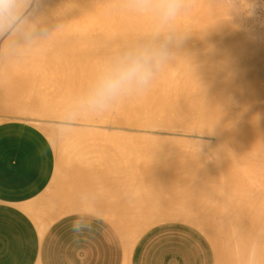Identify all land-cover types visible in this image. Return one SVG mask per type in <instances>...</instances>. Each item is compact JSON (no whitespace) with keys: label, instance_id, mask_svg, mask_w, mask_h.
Wrapping results in <instances>:
<instances>
[{"label":"bare ground","instance_id":"6f19581e","mask_svg":"<svg viewBox=\"0 0 264 264\" xmlns=\"http://www.w3.org/2000/svg\"><path fill=\"white\" fill-rule=\"evenodd\" d=\"M236 2L185 0L177 19L166 23L158 0L147 5L148 14L139 11L144 6L140 0H44L38 21L44 34L11 49L0 42V86L5 87L0 107L30 114L34 122L42 117L64 120L45 121L58 165L56 196L41 228L64 213L87 209L92 195L103 199L105 191L116 206H108L109 211L103 206L100 213L128 245L153 223L180 220L213 241L225 237L228 250L222 256L228 258L219 264H264V43L252 33L257 23L244 34ZM169 34L184 39L168 46L169 57L153 63L145 93L133 87L104 109L91 103L99 79L110 68L144 47L161 49ZM157 130L170 135H163L167 138L162 142L156 140L162 135L153 139ZM193 131L200 133L198 138L207 132L221 151L234 150L219 153L209 142L204 147L201 138L191 145L211 146L213 157L207 150L206 155L203 149L195 151L183 140ZM137 135L146 144L134 146L142 139ZM180 135L193 150L175 146ZM164 141L173 142L165 149ZM111 176L113 190L96 182L111 181ZM78 181L85 193L77 203L70 199ZM123 196L125 203L119 199Z\"/></svg>","mask_w":264,"mask_h":264},{"label":"crops","instance_id":"0c3cea01","mask_svg":"<svg viewBox=\"0 0 264 264\" xmlns=\"http://www.w3.org/2000/svg\"><path fill=\"white\" fill-rule=\"evenodd\" d=\"M55 170L53 145L38 126L22 120L0 123V264H216L209 239L183 221L154 224L128 245L114 223L102 216L92 220L91 232L84 229L76 237L71 229L75 219L88 223L92 216L102 215L103 206H116L108 191L109 197L105 191L103 197L113 202L92 195L87 209L64 213L41 228L39 222L56 196L55 183L52 192L45 193L55 182ZM110 179L94 180L113 190ZM81 187L78 181L70 201H83ZM119 199L127 202L124 196Z\"/></svg>","mask_w":264,"mask_h":264},{"label":"clouds","instance_id":"9594fccd","mask_svg":"<svg viewBox=\"0 0 264 264\" xmlns=\"http://www.w3.org/2000/svg\"><path fill=\"white\" fill-rule=\"evenodd\" d=\"M140 2L144 6L139 11L143 14L150 13L151 9L147 5L151 0ZM158 3L159 14L166 23L175 21L185 7V0H158ZM43 8L44 0H0V42L11 49L21 43L32 41L38 34H44L45 29L38 22ZM183 39L184 36L169 34L161 49L144 47L139 52L129 55L125 62L110 68L99 79L91 103L104 109L108 101L133 87L141 94L145 93L153 80V63L169 57L168 46L178 45ZM93 219L100 220L102 215L92 216L88 223H84L81 218L75 219L71 224L75 236L82 235L84 229L91 232Z\"/></svg>","mask_w":264,"mask_h":264},{"label":"rangeland","instance_id":"374dc122","mask_svg":"<svg viewBox=\"0 0 264 264\" xmlns=\"http://www.w3.org/2000/svg\"><path fill=\"white\" fill-rule=\"evenodd\" d=\"M236 1H237L236 3H238V5H239L240 11H241V17H240V20L242 21V22L240 21V22H241V27L244 26V27L246 28V27L248 26L247 28H248L249 31H250L251 28L255 27V25H256V23H257V25H256L255 28H258V29L260 30V33L258 34V31H259L258 29H256V31L258 30L257 33H256V31H255V32H252V33H253V35L257 34V36H255L256 39L259 38V35H261L262 37L260 36V39H257V41H258L259 44H260L261 41H262L261 43H264V41H263V40H264V29H263V28H264V27H263V26H264V0H236ZM228 15H229V14H228ZM229 16H230L229 19L231 20V18H232V20H233V17H234V16H233L232 14L229 15ZM232 16H233V17H232ZM239 16H240V15H239ZM224 17H228V16L225 15ZM242 17H243V18H242ZM253 17H254V18H253ZM244 18H245V19H244ZM246 18H247L249 21H246V22H245L244 20H247ZM256 18H257V19H256ZM225 19H226V18H225ZM242 19H244V20H242ZM250 20H252L254 24H252V21H250ZM248 22H249V23H248ZM244 23H246V24H244ZM250 25H254V26L251 27ZM262 25H263V26H262ZM244 27H243V28H244ZM250 27H251V28H250ZM247 28L244 29V30L242 29L243 32L245 31L244 34L249 33V32L247 31V30H248ZM240 29H241V28H240ZM253 29H254V28H253ZM262 29H263V30H262ZM232 30H233V29H232ZM232 30H229V31H232ZM254 30H255V29H254ZM254 30H252V31H254ZM261 31L263 32V34H261ZM250 33H251V31H250ZM254 33H255V34H254ZM245 36H246V35H245ZM253 37H254V36H253ZM255 37H254V38H255ZM261 38H262L263 40H262ZM4 89H5V87L0 86V91H1V92H2ZM2 96H4V94H3ZM32 103H33V102L30 101L29 105H33ZM3 111L5 112V114H4ZM0 112H2V113H0V123H2V122H7V121H11V120H22V121H27V122H30V123H32V124L38 126V127H39V128H40V129H41V130H42V131H43V132L49 137V139H50V141H51V143H52V145H53V148H54V151H55V156H56V169H57V165H58L57 151H56L55 143H54L53 139L51 138V136L49 135V129L46 127L47 125L45 124V123H46L45 121H47L48 119H49V120L52 119V120H54V121H57V123H58V122H62V121H64V120H62V118H59V119H61V120H59L58 117H52V118H47V119H45V118L42 117L41 119H42V120L45 119L44 121L40 120L39 122H34L33 119H29V118H30L29 116H31L30 114H24V115H22V114H19V113L12 112V111H10L9 109H5V108H3V107H0ZM6 113H7V114H12V115L9 116V115H7ZM17 114H18L19 116H18ZM27 115H28V116H27ZM14 116H15V117H14ZM25 116H26V117H25ZM58 125H59V124H58ZM86 130H87V129H85V131H86ZM93 130H94V128L91 129L92 132H93ZM96 130H97V131H96ZM96 130H95V132H93V133H96V132L99 131L97 128H96ZM132 131H133V132H132ZM89 132H90V131H89ZM99 132H100V131H99ZM99 132H98V133H99ZM129 132H130V133H131V132L134 133V132H137V131H135V130H130ZM160 132H162V130H159V132H158V130L155 131V135H157V136H152L153 139L156 138V137H158V136H161V135H162L161 138L159 137L158 139H156V140H159V139H160V141H161L162 137H164L165 135H167V136L170 135V134L168 135V134L163 133L164 131H163L162 133H160ZM75 133H76V132H75ZM93 133H92V134H93ZM156 133H157V134H156ZM158 133H159V134H158ZM181 133H182V132H181ZM191 133H192V134H191ZM198 133H199V132H198ZM198 133L195 132V131H193V132H189L190 135L183 136V137H186L187 139H188L189 137H191V138H189V139H191L190 141L187 140V139H185V138H183V137H182V138H183L184 141L186 140V143H187V145H189V147H190V146H195L196 143H198L197 139L201 140V138L206 140V141L204 140V142H205L204 144H206L207 142H209L208 144H210V145L213 144V143H212V142H213L212 140H214V139L212 138V136L208 135L207 132H203V133H201V136H204L205 138H204V137H201V138L199 137V138H198V136H195V135H200V133H199V134H198ZM77 134H79V133H77ZM153 134H154V132L152 133V135H153ZM79 135H80V134H79ZM98 135H99V134H98ZM100 135H101V134H100ZM163 135H164V136H163ZM191 135H193V136H191ZM206 135L209 136V137H207ZM137 136H140V135H137ZM137 136H136V138H137ZM181 136H182V135H180L179 137L177 136L178 139H179V138L182 139ZM194 136H195V137H194ZM92 137H93V136H92ZM92 137H91V138H92ZM95 137H97V135H96ZM95 137H93V138H95ZM99 137H100V136H99ZM101 137H102V138H105V137H103V136H101ZM140 137H141V136H140ZM172 137L174 138L175 136H172ZM172 137H171V138H172ZM177 137H176V138H177ZM210 137H211V138H210ZM91 138H88V139H87V143H89V142L91 143V141H92ZM97 138H98V137H97ZM97 138H96V139H97ZM141 138H142V139H139V138H138V139H139V140H138L139 142L136 141L137 143L134 142L135 140H137V139L134 138L135 140H133V143H136V145H134V146H138V144H140V140L145 139V138H143V137H141ZM150 138H151V137H150ZM164 138H167V137H164ZM168 138L170 139V137H168ZM195 138H196V139H195ZM207 138H208L209 141L207 140ZM90 139H91V141H90ZM106 139H107V138L104 139V140L106 141L105 144L111 146V144L113 143L112 140H109V139L106 140ZM153 139L151 138V141H152ZM180 139H179V140H180ZM93 140H95V139H93ZM100 140L102 141L101 138H100ZM148 140H149V139H148ZM163 140L166 141V139H163ZM167 140H168V139H167ZM105 141H102V142H101L102 145L104 144L103 142H105ZM143 141H144V140H143ZM146 141H147V140H146ZM146 141H145V143H144V142H142V143H143V144H146ZM165 141H164L163 143H165ZM173 141H175V138L173 139ZM173 141H172V142H173ZM176 141H177V140H176ZM181 141H182V140H180L179 143L176 142V144L173 143V145L175 144V146H176L177 148H178V147L181 148L182 145H184V146L186 147L187 145H185V142H184V141L181 142ZM192 141H196V143H195V144L193 143L194 145H191V142H192ZM202 141H203V140H202ZM93 142H94V141H93ZM95 142H98V143H99L98 140H96ZM154 142H155V140L153 141V143H154ZM156 142H157V141H156ZM156 142H155L154 144H156ZM161 142H162V141H161ZM161 142H157V143H160V144H161ZM170 142H171V141H170ZM170 142L167 141V143H170ZM172 142H171V143H172ZM188 142H189V144H188ZM142 143H141L139 146H143ZM163 143H162L161 146H164ZM167 143H165V146H164L165 149H167V148H166ZM181 143H184V144H181ZM215 143H216V140H215ZM215 143H214V144H215ZM105 144H104V145H105ZM177 144H181V145L179 146V145H177ZM214 144H213V146H215V147L218 146V145L216 146V145H214ZM217 144H218V142H217ZM99 145H101V144H99ZM112 145H113V144H112ZM158 145H159V144H158ZM168 145H169V144H168ZM173 145H170V146L168 147V149H169L171 146H173ZM227 145H229V144H226V146H227ZM231 146L233 147V145L230 143V145H229L228 147L231 148ZM176 147H174V148H176ZM195 147H196V146H195ZM204 147H207V144H206ZM171 148L173 149V147H171ZM183 148H184V147H183ZM183 148L181 149L182 151H183V150H186V149H187L186 151H189V150L191 151V150H193V149H189V150H188V147H186L185 149H183ZM196 148H197V147H196ZM196 148H195V151H196V150H199V151H200L201 149H203V147H202V148L200 147V149H198L199 147H198L197 149H196ZM210 148H211V146H208V148H206L205 150H207V151L209 152V149H210ZM212 148H213V149H212ZM212 148H211L212 150H218V152L220 151V152L223 153V152H224V149H225L226 147L223 149V151H221V149H220V144H219V146H218L219 149H218V148L215 149L214 147H212ZM221 148H222V146H221ZM203 150H204V149H203ZM203 150H202V151H203ZM205 150L203 151L204 154L207 152V151H205ZM233 150H234V147H233L231 150H229V151L232 153ZM202 151H200V153H202ZM225 151H227V149H225ZM229 151H228V152H224V154H227V153L229 154ZM197 152H198V151H197ZM208 152H207V153H208ZM218 152H217V153H218ZM220 152H219V153H220ZM207 153H206V154H207ZM211 153H212V151H210L208 154H209L210 156H212ZM206 154H205V155H206ZM209 155H208V156H209ZM208 156H207V157H208ZM210 156H209V157H210ZM212 157H213V156H212ZM212 157H211V158H212ZM55 174H56V170H55ZM54 183H55V182H52V183H51V189H48L45 193H48V195H49V193L52 192V188H53L54 185H55ZM165 221H178V220H162V221H159V222H156V223H153V224H157V223L165 222ZM179 221H180V220H179ZM183 222H184V221H183ZM153 224H151V225H153ZM194 227H195V226H194ZM196 228H197V227H196ZM198 229H199V228H198ZM199 230L202 231L201 229H199ZM202 232H203V233L205 234V236L209 239V241H210V243H211V245H212V247H213V250H214V253H215V258H216V264H219V260L221 261V258H222V260H225V259L227 260L228 257H227L226 255H225L224 257L222 256V254H223V255L226 254V252H227V250H228V249L225 248V244H227V243H224V242H223V240H224L225 237L223 238V240H222V237L219 238V240L221 239L220 242L217 241V240H216V241H213V240L209 237V235H208L206 232H204V231H202ZM236 238H237V237H236ZM224 241H226V239H225ZM218 242H219V243H218ZM227 248H228V245H227Z\"/></svg>","mask_w":264,"mask_h":264}]
</instances>
